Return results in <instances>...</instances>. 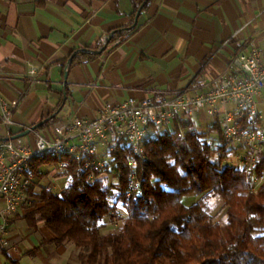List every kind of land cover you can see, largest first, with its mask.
I'll use <instances>...</instances> for the list:
<instances>
[{"label": "crops", "instance_id": "1", "mask_svg": "<svg viewBox=\"0 0 264 264\" xmlns=\"http://www.w3.org/2000/svg\"><path fill=\"white\" fill-rule=\"evenodd\" d=\"M139 9L133 0H0V93L16 102L18 121L6 126L0 112V142L46 119L37 131L95 118L130 97L195 96L235 72V53L264 57V0H150ZM258 102L264 114V90ZM191 117L199 130L216 122L207 110ZM44 177L42 186L64 189V176ZM23 214L10 218L0 264H72L71 245L50 243L45 224Z\"/></svg>", "mask_w": 264, "mask_h": 264}, {"label": "trees", "instance_id": "2", "mask_svg": "<svg viewBox=\"0 0 264 264\" xmlns=\"http://www.w3.org/2000/svg\"><path fill=\"white\" fill-rule=\"evenodd\" d=\"M133 2L136 14L150 0ZM116 140L102 166V155L46 154L26 172L33 181L23 218L32 227L42 221L54 235L50 243L72 245V264H264V190L253 188L264 174V149L251 168L234 166L230 157L243 147L225 137L220 122L199 130L188 115L173 128L150 126L143 157ZM52 166L69 179L60 192L39 183ZM213 195L226 209L223 223ZM109 224L117 230L106 231Z\"/></svg>", "mask_w": 264, "mask_h": 264}, {"label": "built area", "instance_id": "3", "mask_svg": "<svg viewBox=\"0 0 264 264\" xmlns=\"http://www.w3.org/2000/svg\"><path fill=\"white\" fill-rule=\"evenodd\" d=\"M231 62L235 72L221 76L207 91L195 96L178 91L173 96L155 99L130 97L106 106L95 118L60 121L44 132L31 130L26 137L0 142V255L8 248L11 216L30 200L27 188L33 177L26 172L35 157L64 153L77 158L99 155L100 146L106 151L113 149L116 139H123L135 156L143 157L144 139L150 126L169 128L178 116L191 117L195 110H207L220 122L225 137L243 147L233 152L231 164L254 166L264 149V114L258 102L264 90V57L255 48L250 53H235ZM35 73L31 70V74ZM15 108L16 102L7 101L0 93L4 125L18 124ZM91 164L88 162L86 167ZM98 164L104 165L101 161ZM129 166L134 176L137 166L134 156L129 159ZM263 186L264 174L256 176L253 188L260 191Z\"/></svg>", "mask_w": 264, "mask_h": 264}, {"label": "rangeland", "instance_id": "4", "mask_svg": "<svg viewBox=\"0 0 264 264\" xmlns=\"http://www.w3.org/2000/svg\"><path fill=\"white\" fill-rule=\"evenodd\" d=\"M99 150H100L99 151V155L101 154L102 156L100 155L101 156L100 157L98 155L100 157L98 160L103 162L104 164H106L109 161V156L107 154V151H106V149H103L102 146L99 147ZM62 171H63V169H62L61 166H54V167L52 166V167L46 168L45 172L47 173V176H46V178L44 177V180L45 181H49V177L53 173L56 176L57 175L61 176ZM68 181H69V179L66 176L58 179V184H59V189L58 190H61L62 188H64L68 184ZM116 181H117L116 176L115 175H111L110 176V182H116ZM260 190L263 191L264 190V186L261 187ZM190 198H192V197H187L184 200H188ZM194 200L195 199H191V200L188 201V203H192V202H194ZM210 201H211L212 206H213V214L215 216V219L219 220L221 223H223L226 220V213H225L226 209H225V207L223 205L222 199L220 197H218L217 195H213V196H211ZM105 230L106 231H115V230H117V224L116 225L115 224L114 225L113 224H109L108 227ZM73 259L78 260L77 258H74V257H73Z\"/></svg>", "mask_w": 264, "mask_h": 264}, {"label": "water", "instance_id": "5", "mask_svg": "<svg viewBox=\"0 0 264 264\" xmlns=\"http://www.w3.org/2000/svg\"><path fill=\"white\" fill-rule=\"evenodd\" d=\"M140 12H141V9H139V11H138V13H137V17L139 16ZM65 77L67 78V73H66ZM48 120H49V119H46L45 121H42V122L38 123L37 125L31 127L30 129H27L25 132L20 133L19 135H16V136L13 137V138H20V137H22V136L28 134L31 130H36L39 126L43 125V124H44L45 122H47Z\"/></svg>", "mask_w": 264, "mask_h": 264}]
</instances>
